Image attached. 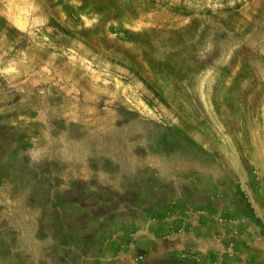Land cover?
Returning <instances> with one entry per match:
<instances>
[{"label": "rangeland", "instance_id": "obj_1", "mask_svg": "<svg viewBox=\"0 0 264 264\" xmlns=\"http://www.w3.org/2000/svg\"><path fill=\"white\" fill-rule=\"evenodd\" d=\"M221 180L254 224L264 0H0V264H73L93 217Z\"/></svg>", "mask_w": 264, "mask_h": 264}, {"label": "crops", "instance_id": "obj_2", "mask_svg": "<svg viewBox=\"0 0 264 264\" xmlns=\"http://www.w3.org/2000/svg\"><path fill=\"white\" fill-rule=\"evenodd\" d=\"M212 185L205 182L201 189L188 193L177 189L167 208L158 203L155 210L145 211L143 208L149 203L142 202L137 218H115L109 214L93 217L88 222L90 228L77 232L78 250L82 247L83 254L79 257L77 252L76 261H71L264 264V200L252 201L258 203L260 213L247 227L239 216H230L229 193L223 180L220 187ZM138 255H143L145 261L137 262Z\"/></svg>", "mask_w": 264, "mask_h": 264}, {"label": "built area", "instance_id": "obj_3", "mask_svg": "<svg viewBox=\"0 0 264 264\" xmlns=\"http://www.w3.org/2000/svg\"><path fill=\"white\" fill-rule=\"evenodd\" d=\"M136 261L137 262H144L145 261V257L143 256V255H138L137 257H136Z\"/></svg>", "mask_w": 264, "mask_h": 264}]
</instances>
